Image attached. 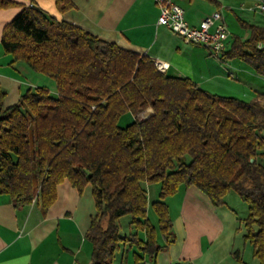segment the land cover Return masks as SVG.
<instances>
[{
	"label": "trees",
	"instance_id": "16d2710c",
	"mask_svg": "<svg viewBox=\"0 0 264 264\" xmlns=\"http://www.w3.org/2000/svg\"><path fill=\"white\" fill-rule=\"evenodd\" d=\"M11 3L0 0V7ZM2 43L15 60L55 79L58 90L30 87L9 107L0 92V188L16 206L36 201L47 212L61 183L80 194L91 184V264H112L124 241L150 256L166 247L158 230L167 244L174 241L165 199L181 185L197 186L214 205L234 191L248 203L245 237L264 264V94H210L190 78L160 71L148 55L35 5L6 25ZM224 55L264 76V27L251 25V36L237 38ZM146 110L152 113L140 119ZM126 113L133 120L121 126ZM155 182L158 228L148 214L147 185ZM128 215L146 240L123 235L120 219Z\"/></svg>",
	"mask_w": 264,
	"mask_h": 264
},
{
	"label": "crops",
	"instance_id": "0c3cea01",
	"mask_svg": "<svg viewBox=\"0 0 264 264\" xmlns=\"http://www.w3.org/2000/svg\"><path fill=\"white\" fill-rule=\"evenodd\" d=\"M10 1V5L0 7V92L4 93L5 107L18 102L30 87L46 86L58 92L55 79L24 60H15L3 47L6 25L32 5L53 19L75 24L123 49L148 55L154 61H166L170 64L168 74L190 78L210 94L244 100L264 94L260 90L264 88V76L249 62L227 55L215 57L204 45L188 43L159 24V7L154 0ZM176 1L185 9L186 20L192 26L220 12L227 27L225 53L237 38L246 40L251 36V25L264 27V12L255 8V0ZM153 186L154 183L147 185L148 214L158 228L152 203L160 199L161 187ZM165 201L174 241L167 244L158 230V242L166 247L155 256L124 241L112 264H260L253 244L245 237L242 221L248 211L241 216L237 201L226 196L220 205H214L195 185H181ZM96 212L91 184L80 194L69 181L61 183L57 199L47 212L36 201L16 206L0 188V264H91L93 243L86 234ZM125 225L123 235L136 232L146 240V233L136 231L130 219Z\"/></svg>",
	"mask_w": 264,
	"mask_h": 264
},
{
	"label": "built area",
	"instance_id": "2783aa9c",
	"mask_svg": "<svg viewBox=\"0 0 264 264\" xmlns=\"http://www.w3.org/2000/svg\"><path fill=\"white\" fill-rule=\"evenodd\" d=\"M154 1L159 7V24L170 28L174 33L180 35L184 41L202 44L213 56L222 57L226 48L224 36L227 32V27L221 18L220 12H215L206 17L201 21L199 26H192L186 20L185 9L176 0ZM255 2V8L264 12V0H255ZM215 23V29L211 30V26ZM155 64L162 72H167L170 66L168 62L159 60H156ZM151 113V110H146L139 117L144 119Z\"/></svg>",
	"mask_w": 264,
	"mask_h": 264
},
{
	"label": "rangeland",
	"instance_id": "374dc122",
	"mask_svg": "<svg viewBox=\"0 0 264 264\" xmlns=\"http://www.w3.org/2000/svg\"><path fill=\"white\" fill-rule=\"evenodd\" d=\"M260 90H262L264 92V88H262ZM139 118L141 119L142 117H139ZM132 120H133V114L132 113H126V114H124L121 117L119 123H120L121 126H126ZM155 183H154L153 187H156V188L158 186L161 187V184L159 182H155ZM149 198H151V193H150V197ZM227 198L233 199L234 203H235V201H237L236 204L238 206V209H239V212H240L241 216L246 215V213L248 211V203L238 193H236L234 191H231V192H229L227 194ZM130 217L131 216L128 215V216H126L125 218L122 219V222H121V224H122V226H121L122 227V233H124L126 231L125 223H126L127 219H129ZM104 224L106 225V219L104 220Z\"/></svg>",
	"mask_w": 264,
	"mask_h": 264
}]
</instances>
